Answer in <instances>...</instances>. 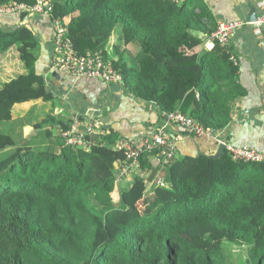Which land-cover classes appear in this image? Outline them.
I'll return each instance as SVG.
<instances>
[{"label":"trees","instance_id":"trees-1","mask_svg":"<svg viewBox=\"0 0 264 264\" xmlns=\"http://www.w3.org/2000/svg\"><path fill=\"white\" fill-rule=\"evenodd\" d=\"M190 2L54 0L52 15L79 56L110 61L125 93L160 115L180 112L223 130L246 92L232 53L205 48L217 25ZM116 30L122 37L108 55ZM40 48L26 25L0 27V58L14 50L23 66L0 86V124L16 105L53 98L36 73ZM46 125L61 132L70 123L49 115L35 128ZM105 130L88 149L67 146L60 132L19 143L0 133V264H264V163L225 151L217 160L180 157L157 186L160 165L152 169L144 153L132 185L119 191L114 171L124 157L114 147L117 133ZM142 174L153 183L148 198Z\"/></svg>","mask_w":264,"mask_h":264},{"label":"crops","instance_id":"crops-1","mask_svg":"<svg viewBox=\"0 0 264 264\" xmlns=\"http://www.w3.org/2000/svg\"><path fill=\"white\" fill-rule=\"evenodd\" d=\"M189 5L205 9L216 25L220 21L247 22V16L252 11L257 18L264 15V0H191ZM20 25H26L41 41L35 69L37 74L43 75L46 87L53 96L52 100L57 101V107L50 115L70 124L74 119L85 121L94 116L100 124V129H96L97 134L91 135L89 139L102 140L105 135H102L101 131L107 132V128L117 133L116 143L123 138L149 136L162 124V116L152 106L141 103L125 93L123 86L63 74H58V79L53 77V71L49 69L53 38L50 18L27 15L24 21H20V15L17 13L0 15L1 28L15 29ZM119 38L121 40V34ZM116 43H119L118 40H113L114 47ZM229 49L238 65V82L246 93L232 105L231 121L225 128V134L228 141L236 147L247 146L264 151V38L255 36L250 26H244L230 39ZM22 73L23 66L14 50L0 58V86ZM38 102L40 101L33 103ZM13 109L10 122L21 116V112L14 114ZM36 124L34 121L31 124L34 127L32 138L42 141L43 136L39 137L41 131L45 135L49 132H60L59 128H50L48 125L35 130ZM25 130V134L30 133V127ZM166 132L175 145V160L186 156H210L217 151L218 145L214 140L190 136L175 126H168ZM148 160L152 169L157 167L156 157L149 155ZM139 172L140 167L136 169V175ZM159 174L167 184L168 167L160 166L156 177ZM141 176L146 181L148 191L153 187V183L148 181L147 175ZM124 180L122 178L120 183ZM113 194L118 193L115 191Z\"/></svg>","mask_w":264,"mask_h":264},{"label":"built area","instance_id":"built-area-1","mask_svg":"<svg viewBox=\"0 0 264 264\" xmlns=\"http://www.w3.org/2000/svg\"><path fill=\"white\" fill-rule=\"evenodd\" d=\"M179 4L181 0H171ZM54 0H36L33 5L9 3L0 4V15L27 12L28 15H39L50 18L53 27L52 51L49 69L58 74L74 77H85L99 80L105 84H115L123 86V77L117 73L110 61H106L102 54L88 52L79 56L68 36V30L62 20L53 18ZM250 26L252 32L257 37L264 38V15L256 18L254 22H218L216 29L210 35L205 44L207 50H211L215 44L221 48L229 49V42L234 33L244 27ZM234 64L237 65L233 54L230 56ZM162 116V124L149 136H137L119 140L115 149L123 154V163H117L115 168L116 182L119 183L132 170H136L140 165V158L144 153L152 154L156 157V164L161 167H168L174 160L175 145L167 135V127L175 126L183 129L187 134L196 138H207L214 140L217 145H223L224 151L229 154L232 160L243 163H264V151H259L251 147H236L232 145L225 134V129L218 130L211 127H203L196 120L180 112H174ZM96 129H100V124L94 116L85 121L74 119L69 128L61 131L60 135L65 144L70 147L88 149L92 140L91 135H96ZM102 135L107 132L101 131ZM157 186H164L166 182L161 175L155 177Z\"/></svg>","mask_w":264,"mask_h":264},{"label":"rangeland","instance_id":"rangeland-1","mask_svg":"<svg viewBox=\"0 0 264 264\" xmlns=\"http://www.w3.org/2000/svg\"><path fill=\"white\" fill-rule=\"evenodd\" d=\"M122 37V34H121ZM113 40L116 41L118 40V42L120 43V38H119V31H115L113 33V36L111 38V42L109 44V51H108V55H112L114 54V45H113ZM116 43V44H119ZM113 48V50H112ZM57 101L56 100H47V101H40L38 103H26V104H22V105H18L16 107V109L14 110V114L17 112H21V116L19 117V119L14 120L13 122H3L0 124V133L4 134V135H8L10 136L16 143H19L22 141V138L25 137V140H29L32 138V134H33V129L34 127H32V122H36V125H41L43 123V121L54 111V108L57 107ZM42 106V107H38ZM13 113V111H12ZM26 127H30V133L25 134ZM36 130V128H35ZM25 134V135H24ZM24 135V136H23ZM42 137V141H45V134L43 131L40 132L39 137ZM28 137V138H27ZM30 141L35 142V138H32ZM39 142V141H36ZM136 176V170H132L131 173L129 175H127L126 177H123L124 181L129 180L130 182L125 183L124 181H122L121 183L119 182L117 184V188L118 190H123V189H127L130 185H132V180L135 178ZM169 180V177H168ZM127 184V185H126ZM126 185V186H125ZM129 185V186H128ZM125 186V187H123ZM128 186V187H127ZM153 189V187H151L148 191H146L145 195L148 198V195L150 193V191ZM117 198L115 197L114 200H116ZM146 199V198H144ZM143 201V200H142ZM140 201V203L138 204L139 207L141 208L140 210H142V206H143V202ZM233 253L234 254H242L243 253V249L239 248V247H233L232 248Z\"/></svg>","mask_w":264,"mask_h":264},{"label":"water","instance_id":"water-1","mask_svg":"<svg viewBox=\"0 0 264 264\" xmlns=\"http://www.w3.org/2000/svg\"><path fill=\"white\" fill-rule=\"evenodd\" d=\"M27 15H28L27 12H22L20 14V21H24V19L27 17ZM256 18L257 17L255 15V13L252 11L251 14H249L247 16L246 21L247 22H254L256 20ZM15 29H17V27ZM52 76L57 78V79L59 78V75H58L57 72H53ZM223 153H224L223 145H218L217 151L213 155H210V156H207V157H209L210 159H213V160H217V159H219L222 156Z\"/></svg>","mask_w":264,"mask_h":264}]
</instances>
